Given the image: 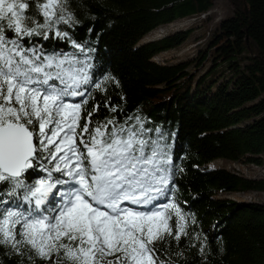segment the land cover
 <instances>
[{
	"label": "trees",
	"instance_id": "trees-1",
	"mask_svg": "<svg viewBox=\"0 0 264 264\" xmlns=\"http://www.w3.org/2000/svg\"><path fill=\"white\" fill-rule=\"evenodd\" d=\"M230 2V14L208 25L205 12L213 0H71L76 23L58 26L69 33L68 40L52 38L51 32L47 40L25 38L48 54H74L91 64L94 81L103 82V92L92 86L80 89H87L84 98L89 100L81 127L93 105L100 104L91 117L93 126L113 116L118 123L138 126V117L152 129L147 135L167 146L170 183L156 203H175L186 232L179 241L166 236L158 242L157 255L168 264H264V202L218 196L264 191V177L206 165L218 159L260 165L264 152V0ZM34 11L30 4L29 13ZM193 17L181 29L137 43L159 24ZM189 38L196 41L192 53L170 63L151 59ZM71 41L82 45L84 53ZM105 99L116 112L103 107ZM29 175L35 179L44 173ZM3 198L8 203L0 211L29 207L17 198ZM169 213L175 235L178 218L174 210ZM5 251L0 248V262L18 264L20 257Z\"/></svg>",
	"mask_w": 264,
	"mask_h": 264
},
{
	"label": "snow or ice",
	"instance_id": "snow-or-ice-1",
	"mask_svg": "<svg viewBox=\"0 0 264 264\" xmlns=\"http://www.w3.org/2000/svg\"><path fill=\"white\" fill-rule=\"evenodd\" d=\"M75 16L71 0H0V205L6 196L29 206L0 211V248L20 257L18 264H168L158 242L186 232L175 203H156L170 183L167 146L149 137L152 129L138 117V126L114 116L93 126L100 104L81 127L89 100L80 89L103 92V82L74 54H48L25 41L47 40L50 32L68 40L58 26H73ZM74 97L82 99H68ZM103 107L117 111L107 99ZM36 171L44 175L32 179ZM169 210L178 218L175 235Z\"/></svg>",
	"mask_w": 264,
	"mask_h": 264
},
{
	"label": "rangeland",
	"instance_id": "rangeland-1",
	"mask_svg": "<svg viewBox=\"0 0 264 264\" xmlns=\"http://www.w3.org/2000/svg\"><path fill=\"white\" fill-rule=\"evenodd\" d=\"M232 9L233 7H232L230 0H213V4L210 7V9L205 12V14H207V16L209 17L207 24L212 25L213 23H217L219 18L223 17L224 15H229ZM200 16H203V15L201 14ZM194 20H195L194 17L190 19L183 18L178 21L177 20L170 21L168 24H165V23L159 24L154 29H151L149 32L146 33L148 36H150V38H145L146 37L145 36L143 37L145 38L144 40L143 38H140V39L142 40V43L145 42L146 40L157 39V37L162 36L163 34H167L172 30H175V29L178 30V29H181L182 27H185L189 23H193ZM195 42L196 41L193 42L189 38L184 43H182V45L179 47L176 46L168 50H161L157 54H153L151 56V59L154 60V62L156 63L158 62L170 63V61H174L176 60V58H181L185 54L192 53L195 47L194 46ZM75 98L76 97L68 98V99L72 102H75ZM260 158L262 159V162L259 165V167L251 166L250 163H244L243 160H236L232 162V160H227V159H224V160L219 159V162H217V164L212 167H219V168L225 167L228 169H232V171L236 170L241 174L245 173V175L247 176L254 175L253 177H256V175L258 176V174H260L261 171L264 172V152L261 153ZM213 161L211 160V162ZM207 167L212 168L208 164H207ZM240 192L241 193H225V194H227L229 197L230 196L232 197V195L243 196V199L241 200H245V201L253 200V201H258L259 203L264 202V191L250 190L247 192L245 191H240ZM225 194L220 193L218 194V196L223 197V195ZM122 206H126V207L131 206L134 208H139V206H133V205L128 204L127 202H123ZM139 210H147V209L139 208Z\"/></svg>",
	"mask_w": 264,
	"mask_h": 264
},
{
	"label": "bare ground",
	"instance_id": "bare-ground-1",
	"mask_svg": "<svg viewBox=\"0 0 264 264\" xmlns=\"http://www.w3.org/2000/svg\"><path fill=\"white\" fill-rule=\"evenodd\" d=\"M146 37L145 38H150V36H148V35H145ZM145 38H143V40L145 39ZM217 162H219V159L218 160H215V161H213V162H211V163H209L208 165L209 166H215L216 164H217ZM231 197V196H230ZM232 198H234L233 200H241V199H243V196H239V195H232Z\"/></svg>",
	"mask_w": 264,
	"mask_h": 264
},
{
	"label": "built area",
	"instance_id": "built-area-1",
	"mask_svg": "<svg viewBox=\"0 0 264 264\" xmlns=\"http://www.w3.org/2000/svg\"><path fill=\"white\" fill-rule=\"evenodd\" d=\"M249 163L251 164V166L259 167V165H257L256 163H251V162H249ZM253 164H254V165H253ZM236 168H237V167H236ZM233 172L237 173L238 171L235 170V171H233ZM238 173H239V172H238ZM242 174H243L245 177H247V178H249V177H253V176H254V175H253V176H250V175L247 176V175H245V173H242ZM256 177H257V178H262V177H264V172L261 171L260 174H258V176L256 175ZM253 191H254V190H253Z\"/></svg>",
	"mask_w": 264,
	"mask_h": 264
},
{
	"label": "water",
	"instance_id": "water-1",
	"mask_svg": "<svg viewBox=\"0 0 264 264\" xmlns=\"http://www.w3.org/2000/svg\"><path fill=\"white\" fill-rule=\"evenodd\" d=\"M245 43H247L248 42V39H247V35H245ZM142 43V40L141 39H139L138 41H137V43ZM207 165V164H206ZM226 193H230V192H226ZM225 197H227V198H232V197H229L227 194H225V195H223V197H221V198H225ZM233 199V198H232Z\"/></svg>",
	"mask_w": 264,
	"mask_h": 264
}]
</instances>
